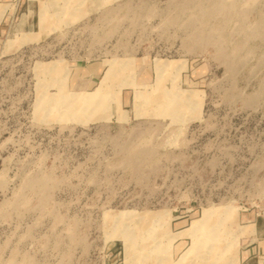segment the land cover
Listing matches in <instances>:
<instances>
[{"label":"rangeland","instance_id":"374dc122","mask_svg":"<svg viewBox=\"0 0 264 264\" xmlns=\"http://www.w3.org/2000/svg\"><path fill=\"white\" fill-rule=\"evenodd\" d=\"M254 243L264 0H0V264H239Z\"/></svg>","mask_w":264,"mask_h":264},{"label":"crops","instance_id":"0c3cea01","mask_svg":"<svg viewBox=\"0 0 264 264\" xmlns=\"http://www.w3.org/2000/svg\"><path fill=\"white\" fill-rule=\"evenodd\" d=\"M97 71L98 70H97L95 64L87 66L86 73L88 75H87V77L84 78L85 80L83 79L86 83V87H89L90 84L94 81ZM252 225H253L254 230H255V236H257L256 239H258L259 237H258V235H256L258 233L257 222L254 221V223H252ZM238 261H239V264H264V258L262 256L258 255V245L255 243L252 246H249L245 250L242 251L241 260H238Z\"/></svg>","mask_w":264,"mask_h":264},{"label":"bare ground","instance_id":"6f19581e","mask_svg":"<svg viewBox=\"0 0 264 264\" xmlns=\"http://www.w3.org/2000/svg\"><path fill=\"white\" fill-rule=\"evenodd\" d=\"M167 64H165V63H163V67L165 68H167V66H166ZM161 65H160V67H162ZM110 75V70L106 73V77L105 78H107L108 76ZM109 78V77H108ZM98 93H97V91L96 92H94V93H92V94H86V95H84L83 96V98H84V101H88L90 98H94V97H96V95H97ZM100 94V93H99ZM98 99H99V97H98ZM91 100V99H90ZM97 102V101H96ZM211 213V212H210Z\"/></svg>","mask_w":264,"mask_h":264}]
</instances>
